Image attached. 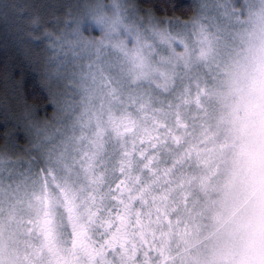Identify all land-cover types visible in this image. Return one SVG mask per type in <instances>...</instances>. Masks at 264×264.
<instances>
[{
    "label": "snow or ice",
    "instance_id": "6c2138e0",
    "mask_svg": "<svg viewBox=\"0 0 264 264\" xmlns=\"http://www.w3.org/2000/svg\"><path fill=\"white\" fill-rule=\"evenodd\" d=\"M0 21L39 81L0 125V264H264V0Z\"/></svg>",
    "mask_w": 264,
    "mask_h": 264
},
{
    "label": "trees",
    "instance_id": "16d2710c",
    "mask_svg": "<svg viewBox=\"0 0 264 264\" xmlns=\"http://www.w3.org/2000/svg\"><path fill=\"white\" fill-rule=\"evenodd\" d=\"M31 56L15 41L11 29L0 21V125L19 115L20 96H27L28 102L34 103L31 94L33 89H39V81ZM40 94L46 95L43 91ZM47 110L50 114L51 107L48 106Z\"/></svg>",
    "mask_w": 264,
    "mask_h": 264
},
{
    "label": "rangeland",
    "instance_id": "374dc122",
    "mask_svg": "<svg viewBox=\"0 0 264 264\" xmlns=\"http://www.w3.org/2000/svg\"><path fill=\"white\" fill-rule=\"evenodd\" d=\"M62 0H42L40 3L42 4H58L61 3Z\"/></svg>",
    "mask_w": 264,
    "mask_h": 264
},
{
    "label": "clouds",
    "instance_id": "9594fccd",
    "mask_svg": "<svg viewBox=\"0 0 264 264\" xmlns=\"http://www.w3.org/2000/svg\"><path fill=\"white\" fill-rule=\"evenodd\" d=\"M189 15H191V13H189Z\"/></svg>",
    "mask_w": 264,
    "mask_h": 264
}]
</instances>
